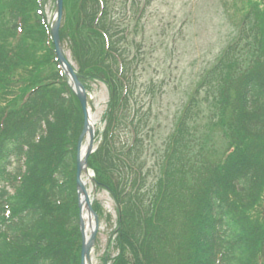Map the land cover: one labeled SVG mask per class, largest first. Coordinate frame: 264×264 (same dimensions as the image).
Wrapping results in <instances>:
<instances>
[{"label": "trees", "instance_id": "trees-1", "mask_svg": "<svg viewBox=\"0 0 264 264\" xmlns=\"http://www.w3.org/2000/svg\"><path fill=\"white\" fill-rule=\"evenodd\" d=\"M47 1L0 0V264L81 260L84 115L57 59ZM152 1L64 0L63 46L88 91L97 81L109 90L105 129L88 159L116 205L109 245L118 255L105 264H264V0H246L162 146L146 143L156 127L144 131L150 117L143 124L132 111L138 33L134 17L117 14L135 9L139 25ZM203 91L212 113L199 123Z\"/></svg>", "mask_w": 264, "mask_h": 264}, {"label": "rangeland", "instance_id": "rangeland-1", "mask_svg": "<svg viewBox=\"0 0 264 264\" xmlns=\"http://www.w3.org/2000/svg\"><path fill=\"white\" fill-rule=\"evenodd\" d=\"M121 1L116 0V3ZM136 1L140 6L144 2ZM245 3L246 0H153L144 8L139 25L136 24L135 9L127 16L123 7L117 10L120 21H130L126 19L129 14L134 17L130 21L132 31L138 33L132 45V52L139 50L140 53L138 61L133 63L134 95L130 105L132 111H139L138 117H142L143 124L150 117L144 131H148L152 125L156 127L154 140L148 138L146 143L153 141L162 146L172 133L183 104L232 39L231 34ZM45 12L50 21L56 12L53 0L45 2ZM140 43L142 45L137 49ZM64 51L68 59L74 61L70 50L64 47ZM90 93L92 113L97 116L96 130L103 132L108 89L102 82H92ZM205 93L203 91L199 95L203 101L199 123H204L212 113L209 107L211 101L204 100ZM126 138L130 136L123 137ZM154 151L155 148H150L146 152L150 163L155 159ZM89 172L93 175V171ZM88 186L92 187L91 181ZM91 194L102 205L104 217L109 218L108 213L112 215L111 220H101L98 243L93 253V264H105V255L115 256L118 253L115 247L109 245L116 226V205L106 188H97Z\"/></svg>", "mask_w": 264, "mask_h": 264}, {"label": "water", "instance_id": "water-1", "mask_svg": "<svg viewBox=\"0 0 264 264\" xmlns=\"http://www.w3.org/2000/svg\"><path fill=\"white\" fill-rule=\"evenodd\" d=\"M56 2V14L54 16V19L52 21V35H53V39L56 45V51L58 54V57L66 71V73L70 76L71 78V85L74 88L76 94L79 97V100L81 102L83 111H84V115H85V122H84V129L80 135L79 138V142H78V157H77V163H78V171H77V183H78V193H79V206H80V210L82 208V193L85 194V201L87 203V209L88 212L90 214V219L92 220V218H94V225H92L91 229H90V234L89 236H87L86 234V229H85V222L81 216V232H82V236H83V245H82V262L81 264H87V263H91V251H92V247L95 243V239H96V233L99 227V218L96 215V213L94 212L93 208H92V204H91V199L89 197V194L85 188L84 182L82 180V171L85 170L87 171V167H88V157L90 155V153L94 150V136H95V131L94 129H90V142H89V146L87 149V152L85 153V155L82 157V155L80 154V149L82 147V142L83 139L85 137V135L88 133V118H89V105H88V99H87V92L86 89L84 87V85L82 84V82L79 79V75L75 72V69L73 68V66L67 61L65 55H64V51H63V47H62V43H61V39H60V33H59V28H60V23L62 20V14H63V3L64 0H55ZM87 262V263H86Z\"/></svg>", "mask_w": 264, "mask_h": 264}, {"label": "bare ground", "instance_id": "bare-ground-1", "mask_svg": "<svg viewBox=\"0 0 264 264\" xmlns=\"http://www.w3.org/2000/svg\"><path fill=\"white\" fill-rule=\"evenodd\" d=\"M96 122H97V116L93 113H90L89 118H88V133L87 135L90 133V129H95L96 128ZM89 136V135H88ZM88 137L86 136V138L84 139L83 145L81 147V155L82 157L85 155V153L87 152L88 149ZM90 190V189H89ZM82 214L84 219L86 220V225H87V229L90 228V224H91V220H90V216L88 213V209H87V203L84 199V193H82Z\"/></svg>", "mask_w": 264, "mask_h": 264}]
</instances>
